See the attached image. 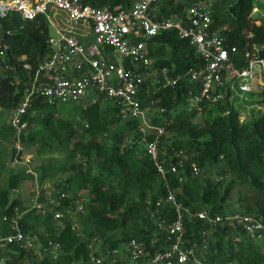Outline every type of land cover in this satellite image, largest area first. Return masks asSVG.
<instances>
[{
	"label": "trees",
	"instance_id": "trees-1",
	"mask_svg": "<svg viewBox=\"0 0 264 264\" xmlns=\"http://www.w3.org/2000/svg\"><path fill=\"white\" fill-rule=\"evenodd\" d=\"M117 1L127 5L130 2L86 0L95 6ZM255 4V0H214L216 27L227 36L230 44L238 46L240 66L251 57L264 56V17L253 15ZM185 6L186 0H166L162 8L163 11H183ZM3 23L13 30L8 37L7 52L19 67L8 76L0 75V142L9 145L15 144L16 131L8 121L2 120L3 113L10 116L23 97L22 85L13 81L16 75H23L21 63L30 62L36 68L52 52L51 25L45 15L24 20L16 11L10 12ZM149 43L156 64L169 67L174 73L202 62L175 29L159 33L150 38ZM103 50L93 49L97 56ZM105 51L111 53L112 48L106 47ZM151 93L162 96L160 102L166 108L154 119L166 129L162 149L167 150V154L160 155L167 169L165 176L145 150L123 148L125 139L136 129V121L126 117L120 105L103 99L86 107L75 105L65 109L47 100H35L36 113L27 116L29 127L21 134V142L25 150L47 158L34 167L39 181L67 174L66 179L56 185L68 192L67 201L82 200L85 211L79 213L78 220L54 219L28 206L21 197L13 196V190L21 189L25 181L36 177L29 170L11 167L2 158L0 148V182L5 180L0 185V238L17 233L10 222L16 206L23 212L22 230L39 235L36 247L27 248L20 241L5 247L3 252L9 257L7 264H85L92 255L108 247L122 249L132 238L151 246L154 235H164L150 217L152 205L148 199L154 201L165 194L166 181L177 199L192 210L223 216L240 211L264 221V107L258 116L245 122L235 104L226 99L205 108L207 120L197 126L194 119L200 110L191 112L186 108L189 93L185 85L168 86L159 91L152 88ZM257 93L259 101L264 103V88ZM180 149L187 158L179 175L171 170L170 157ZM16 156L13 145L12 163ZM193 163L200 168V174L194 173ZM218 164H222L220 177L208 175L207 170ZM231 203L238 204L240 209H230ZM161 212L169 220L176 219L178 214L172 205L162 207ZM76 222L81 228L80 224L74 228ZM184 225L188 242L200 246L208 243L203 257L207 264L225 261L264 264V240L257 241L240 225L229 220L214 224L188 215ZM204 231H209L206 236H203ZM95 238L102 242L99 249L90 247ZM50 241L61 246L57 258L50 251H44ZM39 250L43 254H39ZM105 264H121V261Z\"/></svg>",
	"mask_w": 264,
	"mask_h": 264
},
{
	"label": "built area",
	"instance_id": "built-area-1",
	"mask_svg": "<svg viewBox=\"0 0 264 264\" xmlns=\"http://www.w3.org/2000/svg\"><path fill=\"white\" fill-rule=\"evenodd\" d=\"M165 1L130 0L128 5L117 1L95 6L86 0H0V75L8 76L19 70L7 52L8 37L13 34V30L6 27L3 20L10 12H18L24 20H34L45 15L56 25L58 32L49 38L52 52L36 68L30 62L21 63L23 75H16L13 81L22 85L23 90L22 99L13 107L9 116V122L16 131V159L25 151L21 134L29 127V113H36L35 100H47L57 106L74 102L86 107L104 99L120 105L125 116L136 121V129L125 139L123 148L143 147L155 159L160 173L165 176L167 169L160 161V155L167 154V150L162 149V137L166 129L154 122L152 111L156 108L157 112L163 114L166 108L161 105V98L151 93L147 81L157 86L156 91L165 86L185 84L189 93L187 109L191 112H201L226 99L233 102L234 92L255 93L264 88V56L251 57L245 65H239L238 46L230 44L227 36L216 27L214 1L186 0L183 11H163ZM60 14L63 19L57 18ZM63 25L90 28L95 47L90 48L78 34L66 30ZM171 29L177 30L180 37L194 48L202 58L201 63L178 73L155 63L149 39ZM106 47H111L112 52H106ZM99 48L104 50L97 56L93 49ZM244 118L241 117V120ZM170 158L171 170L179 174L187 154L182 149L175 150ZM192 166L194 173L200 174V168L195 163ZM30 171L36 174L35 170ZM46 182H41L34 200L33 207L38 211L52 215L54 219L74 218L85 211L82 200L67 201L69 194L63 187H53ZM164 185L165 194L154 201L148 199L152 205L150 217L164 237L154 235L151 246L145 241L132 238L124 243L122 249L108 247L106 251L92 255L85 264H105L107 258L120 255L121 250L126 253L129 264H207L203 257L208 243L204 242L200 246L188 242L185 237L186 215L209 220L214 224L229 220L232 224L242 226L254 238L264 240V221L260 218L239 212L223 216L218 213L212 215L206 210H192L177 199L167 181ZM168 205H172L178 213L174 220H169L161 212V208ZM22 216L23 212L16 206L10 222L17 233L0 238V264H7L9 257L3 249L11 243L20 241L27 248L37 245L35 241L39 235L22 230ZM78 227L76 222L74 228ZM208 232L204 231L203 236ZM97 240L95 238L90 247H96L101 242ZM60 248L59 243L50 241L44 251H50L57 258ZM38 253L43 254L42 250ZM219 264L234 263L225 261Z\"/></svg>",
	"mask_w": 264,
	"mask_h": 264
},
{
	"label": "rangeland",
	"instance_id": "rangeland-1",
	"mask_svg": "<svg viewBox=\"0 0 264 264\" xmlns=\"http://www.w3.org/2000/svg\"><path fill=\"white\" fill-rule=\"evenodd\" d=\"M214 1V0H212ZM255 9L253 11V15L254 16H262L264 17V0H255ZM64 26V25H63ZM66 27V26H64ZM75 29H77L78 31L82 32L84 35L90 37V40L85 39L86 42L89 44L92 42V46L95 47V43L93 40V37L91 36V32L89 29H87L86 27L83 28L82 30L79 29L78 27L74 26ZM51 34L56 35V30L54 28L51 29ZM97 45V44H96ZM99 46V45H97ZM259 96L260 94L258 93H253V92H247V93H242L240 92L239 94H237L236 92H234L232 99L235 101V106L236 108L240 111L241 117H245L243 121L247 122L253 118H255L256 116H258L262 111H263V107H264V103L259 101ZM75 105H78V103H74V102H69V103H60L58 106L59 107H63L65 109L71 108ZM11 113V112H10ZM157 113V109H153L152 114L153 116ZM128 118H131L128 116ZM9 116L8 113H3V119L5 121L9 122ZM207 120V115H206V111H201V113H199L194 121L195 124L197 126H201L205 123V121ZM163 121H166L165 118H163ZM10 123V122H9ZM13 145L15 146V144H6L5 142H0V148H2V158L5 159V161L8 163L11 167H16L19 168L21 170H26V171H30V169L34 170V167L42 161H46L47 158L45 157H40L37 156L36 154H34L32 151L30 152L29 150H25V152L23 154H21L17 159L14 160V162H11V150L13 148ZM143 148V147H142ZM141 148V149H142ZM57 157H60V155L58 154ZM29 159L31 160V162H29ZM10 160V161H9ZM222 169V164H218L216 167H212L209 168L207 170V174L210 176L215 177H220L219 176V172ZM35 176L37 177L34 180H27L25 181L23 187L19 190H13L12 195L16 196V197H21L22 199H24L25 203L28 204V206L33 207L34 206V200L37 198V190L40 189V185L42 184L39 181L38 178V173L36 172ZM67 177V174H59L56 176H51L50 178H48V181L46 183L50 184L51 186H55L57 187L56 184H58L59 182H63V180H65ZM5 180L2 179L0 182V185L4 184ZM240 209L238 204L233 205V203L230 204V209ZM239 213H241L240 211H237ZM236 213V212H235ZM233 213H230V215ZM80 217L79 214L75 215L73 220H78V218ZM80 224V223H79ZM80 228H81V224H80ZM251 236V235H250ZM257 241H263V239H256ZM102 242L97 243L96 244V249H99V247H101ZM38 246V244H37ZM121 254L118 256H114L112 258H107V263H113L116 261H121V264H129V260L126 257V253L123 252L122 250L120 251Z\"/></svg>",
	"mask_w": 264,
	"mask_h": 264
},
{
	"label": "crops",
	"instance_id": "crops-1",
	"mask_svg": "<svg viewBox=\"0 0 264 264\" xmlns=\"http://www.w3.org/2000/svg\"><path fill=\"white\" fill-rule=\"evenodd\" d=\"M53 12H58V11H54L53 10ZM53 14V13H52ZM57 18H59V19H63V15L62 14H60V15H57ZM50 22V21H49ZM57 24V23H56ZM62 24V23H61ZM50 25H51V29L52 28H54L55 30H56V34L58 33L57 32V28H56V25H53L51 22H50ZM76 27H78V26H76ZM79 29H83V28H85V27H78ZM87 29H89L90 30V32H91V36L93 37V33H92V31H91V29L90 28H87ZM66 30H72L74 33H76V34H78L79 35V37L85 42V44L86 45H91V47H93L92 46V42L91 43H87L86 42V40L85 39H88V40H90V37H88V36H86V35H84L82 32H80V31H78L77 29H75V27H66ZM51 35H53V34H51ZM100 49V48H99ZM103 52V51H102ZM151 56H152V54H151ZM153 59H154V61H155V58L154 57H152ZM155 63H156V61H155ZM166 67V66H165ZM169 68V67H168ZM171 70H173V69H171ZM184 83V82H183ZM147 85H149V87L151 88V91H152V88H156L157 86H154V84H152L151 82H150V80L148 81V83H147ZM185 85V84H184ZM178 86H183L182 84H179ZM166 87H168V86H165V87H162V89H164V88H166ZM172 87H175V86H172ZM161 89V90H162ZM255 93H257V92H255ZM153 94V93H152ZM155 95V94H154ZM160 98H162V96H160ZM235 101L233 100V103H234ZM235 104V103H234ZM186 108H187V104H186ZM201 113V112H200ZM160 116L161 114L159 113V112H157L154 116H153V114H152V118L153 119H155V116ZM126 117H128V116H126Z\"/></svg>",
	"mask_w": 264,
	"mask_h": 264
}]
</instances>
